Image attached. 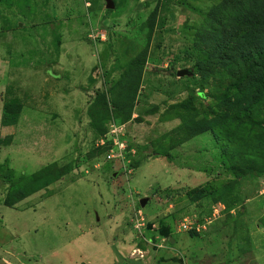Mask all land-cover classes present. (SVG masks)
Segmentation results:
<instances>
[{
    "label": "rangeland",
    "instance_id": "rangeland-1",
    "mask_svg": "<svg viewBox=\"0 0 264 264\" xmlns=\"http://www.w3.org/2000/svg\"><path fill=\"white\" fill-rule=\"evenodd\" d=\"M112 1L0 0V264H264V78L221 0Z\"/></svg>",
    "mask_w": 264,
    "mask_h": 264
},
{
    "label": "trees",
    "instance_id": "trees-1",
    "mask_svg": "<svg viewBox=\"0 0 264 264\" xmlns=\"http://www.w3.org/2000/svg\"><path fill=\"white\" fill-rule=\"evenodd\" d=\"M213 12H222L217 29L232 28L221 37V47L223 59L246 72L242 79H237L238 84L242 80L258 83L264 78V60H259L264 52V0H221L208 17Z\"/></svg>",
    "mask_w": 264,
    "mask_h": 264
},
{
    "label": "water",
    "instance_id": "water-1",
    "mask_svg": "<svg viewBox=\"0 0 264 264\" xmlns=\"http://www.w3.org/2000/svg\"><path fill=\"white\" fill-rule=\"evenodd\" d=\"M105 3H106V7H107V8H112V7L114 6V3H113L112 0H105ZM181 72H182V71H181ZM183 72H184V71H183ZM178 73H180V72L178 71ZM144 201H145V199H141V200H140V203L143 204Z\"/></svg>",
    "mask_w": 264,
    "mask_h": 264
},
{
    "label": "built area",
    "instance_id": "built-area-1",
    "mask_svg": "<svg viewBox=\"0 0 264 264\" xmlns=\"http://www.w3.org/2000/svg\"><path fill=\"white\" fill-rule=\"evenodd\" d=\"M114 131H115V130H111V132H114ZM119 154H120V153H118V156H119ZM110 156H111V155H109V158H110ZM186 226H187V225H185V224L183 225V227H185V228H186Z\"/></svg>",
    "mask_w": 264,
    "mask_h": 264
}]
</instances>
